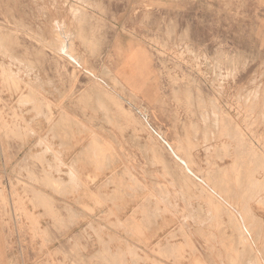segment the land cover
<instances>
[{
	"label": "rangeland",
	"instance_id": "1",
	"mask_svg": "<svg viewBox=\"0 0 264 264\" xmlns=\"http://www.w3.org/2000/svg\"><path fill=\"white\" fill-rule=\"evenodd\" d=\"M263 155L264 0H0V264H264Z\"/></svg>",
	"mask_w": 264,
	"mask_h": 264
},
{
	"label": "bare ground",
	"instance_id": "2",
	"mask_svg": "<svg viewBox=\"0 0 264 264\" xmlns=\"http://www.w3.org/2000/svg\"><path fill=\"white\" fill-rule=\"evenodd\" d=\"M62 42H64V41H62ZM61 46V45H60ZM58 47H59V45H58ZM7 76V75H6ZM14 77V76H13ZM35 91V90H34ZM101 93V92H100ZM25 94V93H24ZM28 94V93H27ZM88 95V94H87ZM86 95V96H87ZM25 96V95H24ZM22 97H23V95H22ZM25 97H27V96H25ZM25 97H23V99L25 98ZM31 97V96H30ZM91 97V96H90ZM28 100V99H27ZM26 100V101H27ZM20 101V100H19ZM22 99H21V103H22ZM25 101V102H26ZM29 101V100H28ZM36 103V102H35ZM39 103V102H38ZM37 103V104H38ZM27 104V103H26ZM113 105V104H112ZM37 106V105H36ZM39 106V105H38ZM34 107V106H33ZM33 109V108H32ZM32 109H30V110H32ZM39 109H40V106H39ZM27 112V111H26ZM31 112V111H30ZM35 112H36V110H35ZM38 112V111H37ZM36 112V113H37ZM34 113V112H33ZM38 114V113H37ZM42 114V113H41ZM34 115H35V113H34ZM33 115V116H34ZM43 115V114H42ZM44 117V116H43ZM61 117V116H60ZM28 119V118H27ZM63 119V118H62ZM26 120V119H25ZM34 120V119H33ZM28 121V120H27ZM62 121V120H61ZM65 121V120H64ZM63 121V122H64ZM65 124V123H64ZM26 125L29 127V126H31V125H28L27 123H26ZM33 125V124H32ZM54 125H55V123H54ZM51 126H52V124H51ZM79 126V125H78ZM27 127V128H28ZM83 127V126H82ZM34 128V127H33ZM33 128H32V130H33ZM80 129H81V127H80ZM30 130V129H29ZM34 130H36V129H34ZM49 130V129H48ZM50 130H51V127H50ZM83 131V130H82ZM38 133V132H37ZM42 133V132H41ZM46 133V132H45ZM92 133V132H91ZM32 134V133H31ZM95 133H93V135H94ZM35 135H37V134H35ZM95 136H97V135H95ZM38 137H39V135H38ZM95 138V137H94ZM93 137H92V139H90V140H93L94 139ZM97 139V138H96ZM100 139V138H99ZM240 139V138H239ZM95 140V139H94ZM42 141V140H41ZM104 142V141H103ZM74 143V142H73ZM92 143V142H91ZM95 143H97V142H95ZM107 143V142H106ZM79 144V143H78ZM93 146H94V143L92 144ZM92 145H91V147H92ZM90 146V145H89ZM111 146V145H110ZM97 147H98V145H97ZM96 147V148H97ZM100 147H101V145H100ZM104 147H105V145H104ZM109 147V146H108ZM93 149V148H92ZM91 149V150H92ZM170 150H171V153L174 155V157H175V159L178 161V163L179 164H181L182 165V167L184 168V170L186 171V173H187V176L190 178V176H192L193 178H196L197 180H199V181H201L202 183H204V185H206L207 186V184L205 183V181H202L199 177H198V175L194 172V170L192 169V167H191V165H188V166H185L184 165V163L181 161V160H179L177 157H176V155L174 154V152L172 151V149H171V147L169 148ZM234 149V148H233ZM94 152H95V150H97L98 151V149H95V147H94ZM104 150V149H103ZM102 149H101V151H103ZM40 152V151H39ZM93 152V153H94ZM100 152V151H99ZM238 152V151H237ZM41 153V152H40ZM40 153H38V154H40ZM45 153V152H44ZM92 153V152H91ZM92 153V154H93ZM100 153H102V152H100ZM104 154H106V152H103ZM35 154H37V153H35ZM92 154H90V155H92ZM97 154V153H96ZM234 154V153H233ZM80 155H81V153H80ZM100 155V154H99ZM240 155V154H239ZM94 156V155H93ZM96 156V155H95ZM102 156V154L100 155V157ZM264 156V155H263ZM99 157V158H100ZM117 157V156H116ZM245 157V156H244ZM35 158V157H34ZM38 158H39V155H38ZM44 158V157H43ZM96 158H98V157H96ZM102 158V157H101ZM182 158V157H181ZM236 158V157H235ZM260 158V157H259ZM258 158V159H259ZM240 159H241V157H240ZM256 159V158H255ZM233 160V159H232ZM239 160V159H238ZM93 161V160H92ZM99 161V160H98ZM261 161V160H260ZM78 162V161H77ZM96 162H97V160H96ZM105 162V161H104ZM186 162H188V161H186ZM240 162V161H239ZM252 162H253V160H252ZM263 162V161H262ZM63 162H61V164H62ZM99 163H101V162H99ZM189 163V162H188ZM234 163V162H233ZM238 163V162H237ZM92 164V163H91ZM95 164V163H94ZM235 164V163H234ZM239 164V163H238ZM237 164V165H238ZM99 164L97 163V165L96 166H98ZM103 165V164H102ZM101 165V166H102ZM184 165V166H183ZM243 165V164H242ZM261 165V164H260ZM101 166H100V168H99V166H98V170L100 169L101 170ZM241 166V165H240ZM95 167V166H94ZM22 168V167H21ZM257 168H258V166H257ZM257 168L255 169L256 171H258L257 170ZM264 168V167H263ZM103 169V168H102ZM253 168H252V170H254ZM259 169V168H258ZM219 170V169H218ZM224 170V169H223ZM231 170V169H230ZM58 171H60V170H58ZM222 171V170H221ZM261 171V170H260ZM235 172V171H234ZM239 172V171H238ZM251 172V171H250ZM224 173V172H223ZM252 173V172H251ZM251 173L249 174V176L251 175ZM254 173V172H253ZM256 173V172H255ZM255 173H254V175H255ZM221 174V173H220ZM239 174V173H238ZM257 174V173H256ZM264 174V173H263ZM47 175V174H46ZM83 175V174H82ZM233 175V174H232ZM247 175H248V173H247ZM254 175H252V176H254ZM252 176H251V178H252ZM70 178H71V176H69ZM238 177V176H237ZM245 177H247V176H245ZM244 177V178H245ZM69 178V179H70ZM192 178V179H193ZM202 178V177H201ZM223 178V177H222ZM250 178V177H249ZM249 178H248V180H249ZM232 179V178H231ZM241 179V178H240ZM247 178H245V180H246ZM256 179V178H255ZM254 179V180H255ZM72 180V179H71ZM79 180H80V182H79ZM236 180V179H235ZM247 180V181H248ZM231 181V180H230ZM247 181H245V182H247ZM251 181V180H250ZM252 181H253V179H252ZM60 182V181H59ZM72 182H73V180H72ZM83 183H84V181H82ZM221 182V181H220ZM240 182V181H239ZM254 182L255 181H253V184H254ZM67 183H68V181H67ZM67 183H66V185H67ZM69 183H71V182H69ZM78 183H81V179L79 178L78 179ZM82 183V184H83ZM243 183V182H242ZM251 183V182H250ZM250 183H248V184H250ZM256 183H258V182H256ZM73 184V183H72ZM72 184H71V186H72ZM84 184H86V183H84ZM239 184V183H238ZM252 184V183H251ZM264 184V183H263ZM256 185V184H255ZM254 185V186H255ZM258 185V184H257ZM70 186V188H72V187H74V186H72L71 187ZM80 186V185H79ZM252 186V185H251ZM77 186L75 185V188H76ZM253 187V186H252ZM258 187V186H257ZM207 188L208 189H210V191L214 194L215 193V191L214 190H212L209 186H207ZM226 188V187H225ZM250 189V186H248L247 187V189ZM254 188V187H253ZM66 189V188H65ZM73 189V188H72ZM89 189V188H88ZM69 190V189H68ZM90 190V189H89ZM103 190V189H102ZM63 191V190H62ZM71 191H73V190H71ZM227 191V190H226ZM247 191V190H246ZM50 192V191H49ZM76 192V191H75ZM91 192V191H90ZM102 192V191H101ZM78 193V192H77ZM255 193V192H254ZM102 194H104L103 192H102ZM106 194V193H105ZM219 194V193H218ZM250 194V193H249ZM256 194H257V192H256ZM101 195V194H100ZM210 195V196H209ZM208 196L210 197V199L213 197H211V194H209ZM215 195V194H214ZM77 196V195H76ZM96 196V195H95ZM97 197V196H96ZM198 197H199V195H198ZM220 197V196H219ZM248 197H249V195H248ZM250 197H252V195L250 196ZM98 198V197H97ZM52 199V198H51ZM79 199V198H78ZM100 199V198H99ZM99 199H97V200H99ZM246 199V198H245ZM250 199V198H249ZM156 200V199H155ZM158 200V199H157ZM209 200V199H208ZM212 200V199H211ZM210 200V201H211ZM215 200V199H214ZM222 200H223V197H222ZM81 201V200H80ZM213 201V200H212ZM220 201V200H219ZM248 201V200H247ZM261 201V200H260ZM78 202H79V200H78ZM146 202V201H145ZM148 202V201H147ZM227 201L225 200V203H226ZM94 203V202H93ZM228 203V202H227ZM230 203H232V202H230ZM235 203V202H234ZM261 203V202H260ZM216 204V203H215ZM214 204V207L215 206H217V205H215ZM237 204V203H236ZM248 203H246V205H247ZM209 205H211V204H209ZM213 205V204H212ZM218 205H219V203H218ZM221 205V204H220ZM220 205L219 206H217V207H219V209H220ZM224 205V204H223ZM243 205H245V204H243ZM263 205H264V203H263ZM143 206V205H142ZM43 207V206H42ZM41 207V208H42ZM210 207V206H209ZM235 207V206H234ZM211 208H213L212 206H211ZM221 208H223V207H221ZM245 208V207H244ZM45 209V208H44ZM210 209V208H209ZM144 210V209H143ZM164 210H166V208H164ZM211 210V209H210ZM239 210V209H238ZM223 211H225L224 213H226V215L229 217L228 219H230V222L232 223V225L234 224L235 225V227L237 228V234L239 233V238L241 239V242L243 243V244H245L246 245V243H248V240H249V238L252 236L251 235V231H250V228H249V221H247V218H246V221L244 220V218H239V220H238V218H237V216H236V214H235V210H233V207L231 206V204L230 205H228V206H225L224 208H223ZM240 211H242V213H243V209L242 210H240ZM108 213V212H107ZM242 213L241 212H239V216L241 215V216H243L242 215ZM110 214H112V213H110ZM246 215V214H245ZM88 216H90V213H89V215ZM114 216V215H113ZM151 216V215H150ZM240 216V217H241ZM247 216V215H246ZM108 217H109V215H108ZM111 217V216H110ZM218 217V216H217ZM89 218V217H88ZM115 218H117V217H115ZM195 218V217H194ZM213 218V217H212ZM233 218V219H232ZM133 219V218H132ZM211 219V218H210ZM250 219V218H249ZM253 219V218H252ZM118 221V220H117ZM213 221V220H212ZM260 221V220H259ZM128 222V221H127ZM113 223V222H112ZM215 223H216V220H215ZM130 224V223H129ZM148 225V224H147ZM146 225V226H147ZM124 227V226H123ZM145 227V226H144ZM126 228V227H125ZM124 228V229H125ZM143 228V227H142ZM127 230H128V228H126ZM139 229H140V227H139ZM163 230V229H162ZM35 231V230H34ZM39 231V230H38ZM141 231V230H140ZM259 231V230H258ZM176 233V232H175ZM174 234V233H173ZM172 234H170V236H171ZM112 236H113V238H114V235L112 234ZM169 236V237H170ZM173 236V235H172ZM213 236V235H212ZM32 237V236H31ZM48 237V236H47ZM210 237V236H209ZM43 238V237H42ZM120 238H121V236H120ZM161 238V237H160ZM211 238V237H210ZM115 239V238H114ZM118 239V238H117ZM159 239V238H158ZM251 239H253V238H251ZM120 240V239H119ZM118 240V241H119ZM124 241H125V239H123ZM162 240V239H161ZM179 240V239H178ZM130 241V240H129ZM159 241V240H158ZM163 241H164V239H163ZM166 241H168L167 239H166ZM161 242V241H160ZM123 243V242H122ZM127 243V242H126ZM156 243V242H155ZM241 243V244H242ZM130 244V243H129ZM171 244V243H170ZM169 244V245H170ZM259 244V243H258ZM104 245V244H103ZM125 245V244H124ZM146 245V244H145ZM160 245V248L162 249V246H161V244H159ZM164 245H166V242H165V244ZM167 245H168V242H167ZM168 245V246H169ZM171 245H173L174 246V244H171ZM170 245V248H172V246ZM244 245V246H245ZM249 245V244H248ZM127 246V245H126ZM126 246H124V247H126ZM132 246V245H131ZM152 246V245H151ZM167 246V247H168ZM179 246V245H178ZM182 247H183V245H181ZM135 247V246H134ZM155 247V246H154ZM166 247V246H165ZM175 247H176V245H175ZM174 247V248H175ZM242 247V246H241ZM249 247V246H248ZM126 248H128V249H126L127 251H129V246H127ZM147 248V247H146ZM159 248V249H160ZM164 248V247H163ZM178 248V247H177ZM182 249V248H181ZM214 249V248H213ZM244 249V248H243ZM264 249V248H263ZM262 249V250H263ZM105 250V249H104ZM108 250V249H107ZM106 250V251H107ZM125 250V249H124ZM131 250V249H130ZM163 250V249H162ZM169 250V249H168ZM167 250V252H169ZM176 250V249H175ZM261 250V249H260ZM103 251V250H102ZM161 251V250H160ZM166 250H164L163 251V253L165 252ZM256 251V250H255ZM166 252V253H167ZM166 253H165V255H166ZM251 253V252H250ZM161 254V253H160ZM169 254V253H168ZM172 254H175V252H173V253H171L170 255L172 256ZM179 254V253H178ZM180 254H182V253H180ZM188 254V253H187ZM125 255V254H124ZM176 255H177V253H176ZM176 255H173V256H176ZM195 255H197V254H195ZM168 256V255H167ZM183 256V255H182ZM188 256H189V254H188ZM193 256H194V254H193ZM262 256V255H261ZM198 257V256H197ZM263 257V256H262ZM175 259H177V257H174ZM158 259V258H157ZM173 260V259H172ZM256 260V259H255ZM255 260H254V262H255ZM58 262V261H57ZM154 262V261H153ZM259 262V261H258ZM257 262V263H258ZM156 263V262H155ZM157 263H159V261L157 262ZM156 263V264H157ZM185 263V262H184ZM198 263V262H197ZM231 263V262H230ZM103 264V263H102ZM160 264V263H159Z\"/></svg>",
	"mask_w": 264,
	"mask_h": 264
}]
</instances>
